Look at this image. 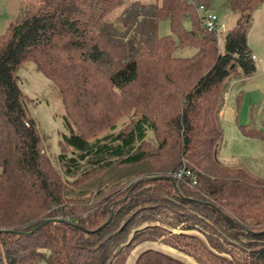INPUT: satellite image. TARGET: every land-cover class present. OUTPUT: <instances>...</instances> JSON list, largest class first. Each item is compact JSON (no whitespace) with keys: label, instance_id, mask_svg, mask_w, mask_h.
Returning a JSON list of instances; mask_svg holds the SVG:
<instances>
[{"label":"trees","instance_id":"trees-1","mask_svg":"<svg viewBox=\"0 0 264 264\" xmlns=\"http://www.w3.org/2000/svg\"><path fill=\"white\" fill-rule=\"evenodd\" d=\"M211 1L40 0L0 34V264H125L144 241L198 264H264V222L223 205L263 199L264 178L218 158L225 93L258 66L247 32L264 0L224 1L240 17L221 45L198 12ZM183 47L193 54L176 56ZM28 62L79 128L67 123L57 165L26 108ZM133 264L187 263L147 248Z\"/></svg>","mask_w":264,"mask_h":264},{"label":"rangeland","instance_id":"rangeland-1","mask_svg":"<svg viewBox=\"0 0 264 264\" xmlns=\"http://www.w3.org/2000/svg\"><path fill=\"white\" fill-rule=\"evenodd\" d=\"M133 1L152 3L155 0H127V2ZM224 1L212 0L209 8L218 17L219 25L216 37L219 40V45H221V39L225 32L232 28L240 17L239 13L225 8ZM39 3L40 0H0V34L4 33L6 27L16 22L23 9L37 6ZM115 13L116 10L112 11L109 17L114 18ZM183 26L190 28L188 19L183 21ZM158 33L160 36L171 34L167 20L160 22ZM247 42L252 53L260 59L258 64L263 65L264 70V5H260L251 14ZM193 52V48L183 47L178 48L174 54L186 57ZM18 75L21 78L20 86L26 94V108L36 119L39 132L44 138L43 148L52 159L51 161L57 165L54 157L59 153V140L62 134L69 132L67 123L74 131H79V128L76 127L73 119L69 116L66 117L67 113L57 87L36 70L33 62L25 63L18 71ZM65 118L68 119L65 120ZM127 121V116H121L115 122L116 129L123 127ZM220 123L223 129V138L218 152L219 160L230 166H244L255 175L264 178V141L247 137L240 129V126H249L264 132V71L262 72L259 66L251 77L236 78L231 81L220 112ZM108 131L109 129H105L102 134ZM148 139H153L151 133ZM143 178L146 177L143 176ZM238 201L229 200L223 205L235 216L242 217L245 224L264 222V198ZM188 232L205 240L204 235L197 230ZM158 244L161 243L144 241L138 244L128 256V264H132L133 258L138 252L146 248L158 251L160 249L166 253L171 250L168 247H160ZM194 262L198 264L196 261Z\"/></svg>","mask_w":264,"mask_h":264},{"label":"built area","instance_id":"built-area-1","mask_svg":"<svg viewBox=\"0 0 264 264\" xmlns=\"http://www.w3.org/2000/svg\"><path fill=\"white\" fill-rule=\"evenodd\" d=\"M198 12L200 13L201 17H202V24L204 26V28L210 32L215 33L216 35H218V17L217 15L211 11V9L200 5L198 7ZM253 59L255 61H258V58L252 56ZM190 172L186 171V170H179L177 173L174 174V177L181 179L183 176H189ZM193 183H195V181L193 180Z\"/></svg>","mask_w":264,"mask_h":264},{"label":"crops","instance_id":"crops-1","mask_svg":"<svg viewBox=\"0 0 264 264\" xmlns=\"http://www.w3.org/2000/svg\"><path fill=\"white\" fill-rule=\"evenodd\" d=\"M253 55H254V53H253ZM256 58H258V57H256ZM258 61L260 62V59L258 58ZM258 66H259V68L261 69V71L263 72L264 70H263V65H260V64H257ZM162 244V243H161ZM164 245V244H163ZM168 248H170L171 250L169 251V253H167V254H170V255H172V256H174V257H177V258H179V259H181V260H183L184 262H186L187 264H196L194 261H193V259L191 258V257H189V256H187V255H185V254H183V253H180L179 251L177 252V251H175L173 248H171V247H169V246H167ZM147 249V248H146ZM142 251V250H141ZM159 251H161L160 249H159ZM161 252H164V251H161ZM139 253V252H138ZM164 253H166V252H164ZM177 255V256H176ZM137 256V255H136ZM135 256V257H136ZM135 257L133 258V262H134V259H135ZM128 259V258H127ZM190 260V261H189ZM133 262H132V264H133ZM125 264H128V262H127V260H126V263Z\"/></svg>","mask_w":264,"mask_h":264},{"label":"water","instance_id":"water-1","mask_svg":"<svg viewBox=\"0 0 264 264\" xmlns=\"http://www.w3.org/2000/svg\"><path fill=\"white\" fill-rule=\"evenodd\" d=\"M110 217H111V214L109 215L108 220L110 219Z\"/></svg>","mask_w":264,"mask_h":264}]
</instances>
